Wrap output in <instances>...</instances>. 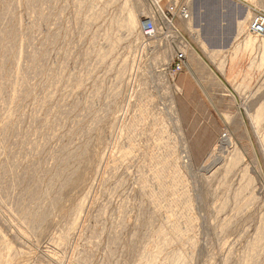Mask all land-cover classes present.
Masks as SVG:
<instances>
[{"label": "rangeland", "instance_id": "1", "mask_svg": "<svg viewBox=\"0 0 264 264\" xmlns=\"http://www.w3.org/2000/svg\"><path fill=\"white\" fill-rule=\"evenodd\" d=\"M166 2L0 0V264H264V0Z\"/></svg>", "mask_w": 264, "mask_h": 264}, {"label": "built area", "instance_id": "2", "mask_svg": "<svg viewBox=\"0 0 264 264\" xmlns=\"http://www.w3.org/2000/svg\"><path fill=\"white\" fill-rule=\"evenodd\" d=\"M160 1L158 0V3ZM190 16L191 12L186 0H167L165 6L161 7L158 4L157 11L144 17L142 30L146 37L150 39L155 38L158 34L168 37L171 31L168 27L174 26V20H187ZM249 30L256 33H262L264 31V14L258 12L251 17ZM184 59V53L178 49L173 55L175 71L182 70L185 67Z\"/></svg>", "mask_w": 264, "mask_h": 264}, {"label": "bare ground", "instance_id": "3", "mask_svg": "<svg viewBox=\"0 0 264 264\" xmlns=\"http://www.w3.org/2000/svg\"><path fill=\"white\" fill-rule=\"evenodd\" d=\"M8 9H10V8H8ZM42 15H44V14H42ZM43 17V16H42ZM191 17V16H190ZM189 17V18H190ZM187 19V20H184V21H186V25L187 26H189L191 29H193V30H195L196 32H197V28L196 27H194V25L193 24H191V21H190V19ZM245 18H246V16H245ZM244 18V20H241V21H239L238 22V25H241L242 23H244L245 22V19ZM44 19V18H43ZM143 23H144V21H143ZM250 23V22H249ZM174 27V26H173ZM175 28V27H174ZM248 28H249V26H248ZM176 29V28H175ZM177 30V29H176ZM251 31V30H250ZM251 32H253V31H251ZM253 33H256V32H253ZM256 34H260V33H256ZM261 34H264V31L261 33ZM189 50H190V46L189 47H187V53L189 52ZM180 51H182V50H180ZM183 52V51H182ZM215 52V51H214ZM184 53V52H183ZM195 53V52H194ZM185 55V54H184ZM195 56H196V58H198L199 59V57L195 54ZM195 58V59H196ZM15 59V58H14ZM189 61L188 60H186V63H187V65H188V68H189V70L191 71V74H192V76H193V78L195 79V80H197V83H199L201 86H202V88L204 89V87H205V85H203L204 83H203V78L201 77V75L197 72V70H196V68H197V65L198 64H196V62H195V60H194V58L193 57H189ZM17 60V59H16ZM184 62H185V59H184ZM17 65V64H16ZM196 67V68H195ZM13 80V79H12ZM24 82V81H23ZM12 83V82H11ZM20 84V83H19ZM15 88V87H14ZM21 88V87H20ZM18 90V89H17ZM18 92H19V90H18ZM14 94V93H13ZM12 96V95H11ZM14 96V95H13ZM9 99V98H8ZM13 100V99H12ZM4 117V116H3ZM6 117V116H5ZM6 118H4V120H5ZM3 120V121H4ZM227 136V135H226ZM225 137V136H224ZM229 137H227V138H224L222 141H221V143H220V147L221 148H227V146L229 145ZM213 156V155H212ZM214 157V156H213ZM254 168L256 169V171H257V174H258V176H259V178L261 179V181H262V184L264 185V177H263V175L261 174V172H260V169L257 167V165H254Z\"/></svg>", "mask_w": 264, "mask_h": 264}, {"label": "crops", "instance_id": "4", "mask_svg": "<svg viewBox=\"0 0 264 264\" xmlns=\"http://www.w3.org/2000/svg\"><path fill=\"white\" fill-rule=\"evenodd\" d=\"M187 63H185V67L187 68V65H186Z\"/></svg>", "mask_w": 264, "mask_h": 264}]
</instances>
